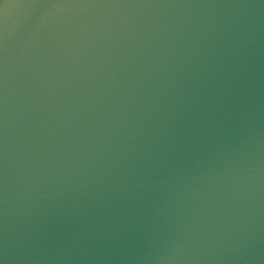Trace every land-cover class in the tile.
<instances>
[{
	"label": "water",
	"instance_id": "obj_1",
	"mask_svg": "<svg viewBox=\"0 0 264 264\" xmlns=\"http://www.w3.org/2000/svg\"><path fill=\"white\" fill-rule=\"evenodd\" d=\"M0 264H264V0H0Z\"/></svg>",
	"mask_w": 264,
	"mask_h": 264
}]
</instances>
